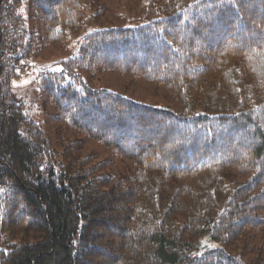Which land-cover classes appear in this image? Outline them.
Returning <instances> with one entry per match:
<instances>
[{
    "label": "trees",
    "instance_id": "16d2710c",
    "mask_svg": "<svg viewBox=\"0 0 264 264\" xmlns=\"http://www.w3.org/2000/svg\"><path fill=\"white\" fill-rule=\"evenodd\" d=\"M130 2L141 22L84 36L39 84L52 119L131 162L118 176L81 141L56 150L10 91L41 42H67L103 7L0 0V264H264V0ZM101 70L163 86L179 108L79 73Z\"/></svg>",
    "mask_w": 264,
    "mask_h": 264
},
{
    "label": "rangeland",
    "instance_id": "374dc122",
    "mask_svg": "<svg viewBox=\"0 0 264 264\" xmlns=\"http://www.w3.org/2000/svg\"><path fill=\"white\" fill-rule=\"evenodd\" d=\"M95 6V8L103 7L104 9L100 18L94 20L83 31L72 32L67 42H41L39 52L31 56L24 73L11 81L10 91L18 102L24 103L27 115L47 129L56 150L61 151L67 142L81 141L80 156H90L93 164L106 159L110 160L111 166L107 172L121 176L133 168L131 162L117 155L112 149L87 139L81 133L68 130L64 124L52 119L51 115L56 111L46 104L39 85L45 72L61 70L62 61L77 54L80 40L84 36L100 28L132 26L141 22L143 18L141 6L133 5L130 0H97ZM92 9L94 10V7ZM22 11H26L27 14L26 4L23 5ZM26 17L28 29H34L40 36L43 35L42 25L39 22L29 20L28 14ZM79 73L92 87L115 91L148 105L179 108L175 99L163 86L152 83L138 75L119 74L110 70L80 71ZM247 178L248 176H241L242 181ZM245 244L248 242L243 239L241 243H235L232 249ZM200 245L202 249L207 250L220 247L221 243L205 236L201 239Z\"/></svg>",
    "mask_w": 264,
    "mask_h": 264
}]
</instances>
